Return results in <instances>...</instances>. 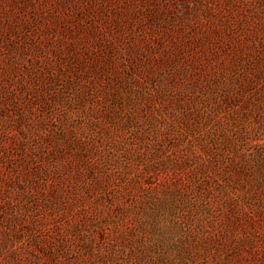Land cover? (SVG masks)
<instances>
[{
  "label": "rangeland",
  "instance_id": "obj_1",
  "mask_svg": "<svg viewBox=\"0 0 264 264\" xmlns=\"http://www.w3.org/2000/svg\"><path fill=\"white\" fill-rule=\"evenodd\" d=\"M0 264H264V0H0Z\"/></svg>",
  "mask_w": 264,
  "mask_h": 264
}]
</instances>
